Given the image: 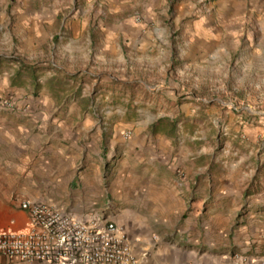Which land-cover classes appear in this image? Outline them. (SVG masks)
Here are the masks:
<instances>
[{
  "label": "rangeland",
  "instance_id": "374dc122",
  "mask_svg": "<svg viewBox=\"0 0 264 264\" xmlns=\"http://www.w3.org/2000/svg\"><path fill=\"white\" fill-rule=\"evenodd\" d=\"M214 1L159 0L155 14L150 15L140 5L118 12L111 5L99 6L90 0H0V107L25 122L60 119L69 127L90 121L93 131L100 126V161L93 156L78 158L72 177H64L63 186L70 195L77 189L75 194L84 200L96 192L80 179L93 178L90 169L99 162L100 186L93 197L100 199V209L146 214L147 210L132 203L133 193H128V198L121 195L123 190L129 192L123 185L130 177L136 182L146 175L143 162L134 168V154L124 153L134 132L141 134L142 142L147 137L146 144L149 138L154 142L166 139L157 149L164 154L179 149L191 154L199 148L200 165L205 168L198 177L201 186L208 183L207 174L213 169L220 188L239 157L264 153V59L250 64L255 52L250 42L264 40V15L260 16L262 24L244 26L249 32H236V40L225 41V47L196 48L189 28L196 15L179 14L178 6L193 3L200 9L209 8ZM42 8L51 13L40 14L43 19L39 20ZM33 11L34 16L22 19L21 14ZM22 20L30 25L41 23L42 31L24 26ZM117 24L140 29V36L149 40L150 46L142 51L133 48L130 37L113 33ZM67 44L82 48L84 60L66 58ZM248 129L261 131L258 138L250 136ZM90 134L92 131L82 142L91 141ZM109 143H117L113 152ZM144 152L138 154L144 157ZM40 165L45 166L46 160ZM242 170L247 169L238 168ZM259 172L264 174V165ZM240 183L237 179L235 185L240 187ZM248 183L224 199L219 191H211L210 197L204 191L196 194L184 214L147 224V236L155 246L194 249L197 255L190 264H208L209 258L216 261L222 257L232 264H245L264 257L258 251L264 219L251 222L246 218L254 194L252 182ZM111 187L121 197L116 198ZM70 198L63 193L58 196L63 201ZM241 229L244 231L239 232Z\"/></svg>",
  "mask_w": 264,
  "mask_h": 264
},
{
  "label": "crops",
  "instance_id": "0c3cea01",
  "mask_svg": "<svg viewBox=\"0 0 264 264\" xmlns=\"http://www.w3.org/2000/svg\"><path fill=\"white\" fill-rule=\"evenodd\" d=\"M90 1H97L99 6L103 4L111 5L113 11L118 12L127 7L140 5L150 15L155 14L154 5L155 2H159V0ZM138 1L143 2L139 3ZM187 7L191 10H186L188 9ZM42 9L37 14V19L39 20L43 19L39 17L40 14L45 16L51 13L50 9L48 11L44 8ZM178 9L179 14L195 13L196 15H194L196 18L191 20L189 25L190 31L194 35L191 41L192 45L196 48L202 46L207 48L225 47V41L232 39L230 42L233 43L236 40V32L244 29L249 32L250 23H254L257 26L262 24L260 16L264 15V0H215L214 3H209V8L201 9L193 3L186 5L182 3L178 6ZM35 14L36 12L34 11L32 13H23L21 17L25 20ZM256 14L255 19L254 15ZM249 19H252L253 22H250ZM24 23V26H29L28 28H32L36 32L42 31L43 26L41 23H34L33 25L28 24L26 21ZM244 26L249 28H244ZM69 27L71 28V26ZM112 31L118 37L120 34H126L128 38L130 37L129 42L133 48L140 51L148 48L151 44L149 40L140 36L141 30L136 27L126 29L117 24L112 28ZM88 44H91V41H88ZM250 45L254 47L255 51L254 56L251 57L250 64H258L264 59V50H261L264 48V40L260 43L254 40L250 42ZM107 47L109 49L108 45ZM65 53L66 58L72 61L84 60L83 58H85L83 49H78L72 44H67ZM77 53L81 54L77 55ZM90 57V50H88L87 58ZM15 116L16 114L7 113L0 107V229L2 230L20 232L25 231L30 226L28 214L19 208L21 201H49L78 218L86 217L90 211H96L114 220L131 240L132 253L136 264H190L195 262L193 259L197 255L194 249L188 252V250H178L169 244L155 246L156 243L147 236L149 232L147 224L166 222L170 215L176 217V214H184L190 204H192L193 197L202 191L207 192L209 197L211 191L213 194L219 191L222 199H224L231 196L234 190L240 192L247 181H249L247 186L252 182L251 192L255 195L250 196L252 198L247 205L250 211L246 218L251 220V222L256 220L254 218L264 219V210L258 211V209L264 207V174L259 172V169L264 165V153L261 154L258 151L249 152L244 158L239 157L236 162L231 164L232 171L223 178L224 183L220 188L217 187L216 173L213 169L207 174L208 183H204V186H201L198 177L204 172L205 168H201L200 165L202 159L199 148L191 154L185 153L183 149H179L175 153L164 154L157 151V149L164 145L163 141L166 139L160 138L157 142H154L153 139L149 138V142L146 144L147 137L142 142L141 134L134 132L131 136L132 138L129 139L127 152L124 153L128 155L134 154L136 163L133 167L140 166L143 162L146 175L144 177L139 176L136 182L130 177L123 185L129 192L125 193L123 190L121 195L123 194L128 198L127 194L129 193L131 196L133 193L131 196L132 203L148 212L146 214H138L136 211L124 209L115 214V212L113 213L110 210H101L100 199L93 197L97 195L96 193H98V187L100 186L99 162L90 169L93 173V178L83 177L80 179L84 185L89 186L91 192L96 190V192L94 191L88 195V198L84 200L78 198V195L75 194L78 191L77 189L73 190L74 194L70 195L66 186H63L66 182L64 177L66 175L72 177L73 164L80 156L82 159L85 158L87 160L93 156L100 161L99 154L102 137L100 136L99 125H96V130L93 131L94 126H91L93 123L90 121L77 122L76 125L68 127L60 119L31 123L19 120ZM91 131V141L82 142L88 138L87 136ZM260 132L258 129H255V131L250 129L249 135L256 134L258 138ZM80 137L82 138L81 140H79ZM166 144L169 146L171 141L167 139ZM110 145L111 152H113L117 143H109ZM91 149L93 150L91 151ZM142 149H145L144 157L138 154ZM92 153L93 155H91ZM42 160H46V165L43 167L40 165ZM203 160L206 161L205 159ZM212 160H214L213 156ZM245 160L247 161L246 164L245 162L241 163ZM209 162H211L210 156L208 158ZM243 166L247 170L239 172L238 168ZM130 171H126V174L129 175ZM166 177L171 178V180H166ZM237 179L240 180L242 186L235 185ZM116 182L114 181V183ZM51 185L53 186L52 189L48 190ZM129 187L132 189L130 190ZM245 188L243 187V189ZM111 189L116 198L121 197L120 193H116L115 188L111 187ZM62 193L66 198H71L66 199V201L59 200L58 196ZM206 200L204 198V201ZM251 230L252 227L249 226L247 231L250 232ZM242 231L244 229L239 232ZM261 238L262 240L259 239L258 241L260 247L258 251L264 255V233L261 234ZM260 257L249 259L245 264H260ZM8 262L14 264L25 263L15 259L0 258V264ZM211 263L232 264L230 259L226 257L216 261L209 258L208 264Z\"/></svg>",
  "mask_w": 264,
  "mask_h": 264
},
{
  "label": "built area",
  "instance_id": "2783aa9c",
  "mask_svg": "<svg viewBox=\"0 0 264 264\" xmlns=\"http://www.w3.org/2000/svg\"><path fill=\"white\" fill-rule=\"evenodd\" d=\"M25 231L0 229V258L41 264H136L124 230L103 213L78 218L49 201L23 200ZM264 264V257L259 259Z\"/></svg>",
  "mask_w": 264,
  "mask_h": 264
}]
</instances>
